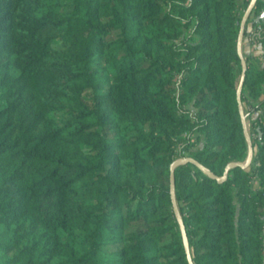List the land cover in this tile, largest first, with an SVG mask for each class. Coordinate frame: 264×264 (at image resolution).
I'll list each match as a JSON object with an SVG mask.
<instances>
[{
  "label": "trees",
  "instance_id": "obj_1",
  "mask_svg": "<svg viewBox=\"0 0 264 264\" xmlns=\"http://www.w3.org/2000/svg\"><path fill=\"white\" fill-rule=\"evenodd\" d=\"M250 3L0 0V264H190L185 153L194 264H264V0L222 179Z\"/></svg>",
  "mask_w": 264,
  "mask_h": 264
},
{
  "label": "water",
  "instance_id": "obj_2",
  "mask_svg": "<svg viewBox=\"0 0 264 264\" xmlns=\"http://www.w3.org/2000/svg\"><path fill=\"white\" fill-rule=\"evenodd\" d=\"M255 3H256V0H252V2L250 4L246 14L243 17V20H242V23H241L239 41H238V50H239V54L241 56L242 63H243L242 78H241V81H240V84H239V87H238V101H239L240 112H241V115H242V118H243V123H244V127H245L246 136H247L248 143H249V155H248V158H247V160L245 162H238V161L231 162L228 165V167L226 169V172H225V175H224V177H222V179H224L227 176V174H228V172H229L231 167L242 166L244 168H247V167L250 166V164L252 163L253 158H254V146H253V143H252L251 135H250L248 127H247L245 109H244V105L242 103V91H243V87H244V83H245V79H246V74H247V68H248L246 58H245V56L243 54V40H244V35H245V27H246L247 21H248L250 15H251V12L253 10V7H254ZM263 18H264V14H263ZM257 21H259V20H257ZM187 162L195 163L200 168L204 169L209 174H211L213 177H217V176L209 168L204 166L202 163H200L198 160H196L193 157H182V158H179L173 163L172 168H171V190H172V197H173L174 207H175L176 215L178 217V220L180 222L181 229H182V232H183L184 242H185V246H186V250H187V253H188L190 264H194L193 258H192V255H191V250H190V245H189V238H188V235H187L186 227H185L184 221H183V219L181 217V214H180V211H179V207H178V202H177V197H176V187H175V175H174V171H175L176 166L179 165V164L187 163Z\"/></svg>",
  "mask_w": 264,
  "mask_h": 264
},
{
  "label": "rangeland",
  "instance_id": "obj_3",
  "mask_svg": "<svg viewBox=\"0 0 264 264\" xmlns=\"http://www.w3.org/2000/svg\"><path fill=\"white\" fill-rule=\"evenodd\" d=\"M252 2V0H251ZM251 4V3H250ZM250 6V5H249ZM249 8V7H248ZM248 8L243 9V15L246 14ZM263 17V15L261 17H257L256 20H260ZM255 29L254 33L250 32V35L248 36V49H247V54L251 57V59H253L256 63H258L259 65L264 63V45L261 43V41L258 38V34L259 33V26L253 28ZM248 109L249 106L247 105ZM245 109V108H244ZM192 110L196 111V109L192 106ZM246 114V112H245ZM257 115V113L251 115L249 118L246 117V123H247V127L250 133V124H251V119L252 117H255ZM57 119L61 120L62 116L61 114H56ZM192 141H196V146L194 148H199L202 146L203 141L202 139H198L197 136H193L192 137ZM184 142L179 141L177 144V149L180 150V148L182 147ZM185 157H190V155L188 153H185ZM182 158V157H178ZM254 187L257 188L258 187V180L254 179Z\"/></svg>",
  "mask_w": 264,
  "mask_h": 264
},
{
  "label": "crops",
  "instance_id": "obj_4",
  "mask_svg": "<svg viewBox=\"0 0 264 264\" xmlns=\"http://www.w3.org/2000/svg\"><path fill=\"white\" fill-rule=\"evenodd\" d=\"M249 32H251L250 29H249ZM249 35H250V33H249ZM249 35H248V36H249ZM244 38H245V36H244ZM248 39H249V37H247V43H248ZM243 41H244V40H243Z\"/></svg>",
  "mask_w": 264,
  "mask_h": 264
},
{
  "label": "built area",
  "instance_id": "obj_5",
  "mask_svg": "<svg viewBox=\"0 0 264 264\" xmlns=\"http://www.w3.org/2000/svg\"><path fill=\"white\" fill-rule=\"evenodd\" d=\"M255 29H252L251 32L254 33Z\"/></svg>",
  "mask_w": 264,
  "mask_h": 264
}]
</instances>
